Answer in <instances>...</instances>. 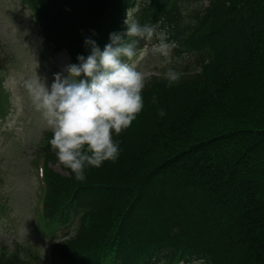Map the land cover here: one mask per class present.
I'll list each match as a JSON object with an SVG mask.
<instances>
[{
    "label": "trees",
    "instance_id": "trees-1",
    "mask_svg": "<svg viewBox=\"0 0 264 264\" xmlns=\"http://www.w3.org/2000/svg\"><path fill=\"white\" fill-rule=\"evenodd\" d=\"M27 1L44 41L73 63L88 54L85 37L102 48L137 2L134 18L175 42L167 66L181 73L171 86L162 68L148 77L142 110L116 137L120 155L87 167L83 180L58 163L47 134L46 162L65 175L47 173L45 224L78 216L53 245L58 260L108 264L115 248L157 264L179 251L264 264V0ZM19 249L0 246V264H29Z\"/></svg>",
    "mask_w": 264,
    "mask_h": 264
},
{
    "label": "clouds",
    "instance_id": "clouds-1",
    "mask_svg": "<svg viewBox=\"0 0 264 264\" xmlns=\"http://www.w3.org/2000/svg\"><path fill=\"white\" fill-rule=\"evenodd\" d=\"M123 23V31L110 32L102 48L85 37L88 54H78L77 63L67 65L66 75L54 73L48 85L38 78L28 84L33 106L52 133L49 150L77 180L84 179L87 167H100L120 155L116 137L144 106L141 93L150 74L140 71L138 64L149 45L152 53L163 58L161 77L166 84L181 79L179 71L167 66L175 42L167 39L165 31L140 24L129 10ZM141 40L144 47H138ZM164 115L158 107L157 116Z\"/></svg>",
    "mask_w": 264,
    "mask_h": 264
},
{
    "label": "rangeland",
    "instance_id": "rangeland-1",
    "mask_svg": "<svg viewBox=\"0 0 264 264\" xmlns=\"http://www.w3.org/2000/svg\"><path fill=\"white\" fill-rule=\"evenodd\" d=\"M38 34L27 5L21 0H0V58L4 60L0 76V205L4 207L0 245L11 250L16 241L22 258L33 264H50L52 240L38 234L32 218L39 188L33 160L43 133L49 130L33 106L28 84L38 78L48 85L54 73L66 75L68 56L64 52L47 54ZM159 59L151 56L140 61L138 69L152 74ZM52 170L61 172L53 165Z\"/></svg>",
    "mask_w": 264,
    "mask_h": 264
}]
</instances>
